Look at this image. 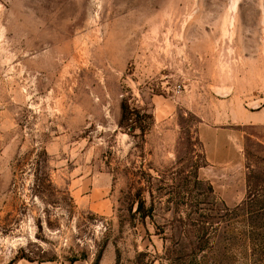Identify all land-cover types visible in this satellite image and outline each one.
<instances>
[{"label":"rangeland","instance_id":"rangeland-1","mask_svg":"<svg viewBox=\"0 0 264 264\" xmlns=\"http://www.w3.org/2000/svg\"><path fill=\"white\" fill-rule=\"evenodd\" d=\"M204 124L239 174L209 173ZM16 263L264 264V0H0Z\"/></svg>","mask_w":264,"mask_h":264},{"label":"crops","instance_id":"crops-1","mask_svg":"<svg viewBox=\"0 0 264 264\" xmlns=\"http://www.w3.org/2000/svg\"><path fill=\"white\" fill-rule=\"evenodd\" d=\"M260 107L250 110L254 111ZM221 134L216 128H212L206 124L202 125L200 129V138L204 145V158L208 165L209 173H213L214 178L228 180L230 175L233 176V174H239L241 172L242 158L239 151L240 145L235 143L233 134L229 135L228 140L225 141L220 140L219 137ZM224 189L226 190V188ZM235 190L232 189L230 191L231 196H240L242 194V190Z\"/></svg>","mask_w":264,"mask_h":264},{"label":"trees","instance_id":"trees-1","mask_svg":"<svg viewBox=\"0 0 264 264\" xmlns=\"http://www.w3.org/2000/svg\"><path fill=\"white\" fill-rule=\"evenodd\" d=\"M133 115H134L133 110H131L129 105L125 101L122 102L120 124L127 122L128 120L133 121ZM126 126L127 128H125V130H127L128 133L133 132L135 129V126H133L131 123L127 124ZM128 127L130 128L128 129Z\"/></svg>","mask_w":264,"mask_h":264},{"label":"water","instance_id":"water-1","mask_svg":"<svg viewBox=\"0 0 264 264\" xmlns=\"http://www.w3.org/2000/svg\"><path fill=\"white\" fill-rule=\"evenodd\" d=\"M251 109H256V108H254V107H251Z\"/></svg>","mask_w":264,"mask_h":264}]
</instances>
